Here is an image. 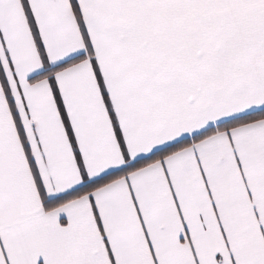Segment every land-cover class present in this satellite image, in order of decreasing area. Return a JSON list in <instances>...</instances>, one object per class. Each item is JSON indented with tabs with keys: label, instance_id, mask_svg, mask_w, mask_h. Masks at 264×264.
<instances>
[{
	"label": "snow or ice",
	"instance_id": "6c2138e0",
	"mask_svg": "<svg viewBox=\"0 0 264 264\" xmlns=\"http://www.w3.org/2000/svg\"><path fill=\"white\" fill-rule=\"evenodd\" d=\"M0 264H264V0H0Z\"/></svg>",
	"mask_w": 264,
	"mask_h": 264
}]
</instances>
